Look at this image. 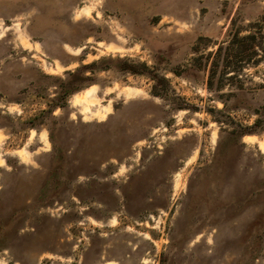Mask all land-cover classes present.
I'll use <instances>...</instances> for the list:
<instances>
[{"label": "rangeland", "instance_id": "1", "mask_svg": "<svg viewBox=\"0 0 264 264\" xmlns=\"http://www.w3.org/2000/svg\"><path fill=\"white\" fill-rule=\"evenodd\" d=\"M263 17L0 0V264H264V53L220 87L194 66Z\"/></svg>", "mask_w": 264, "mask_h": 264}, {"label": "trees", "instance_id": "2", "mask_svg": "<svg viewBox=\"0 0 264 264\" xmlns=\"http://www.w3.org/2000/svg\"><path fill=\"white\" fill-rule=\"evenodd\" d=\"M250 27L252 32L245 35L240 34V29L231 30L226 44L223 42L215 51L200 54L194 59V66L197 68L206 67V62L212 59L208 78L210 88H213V81L217 79L218 73L221 72L217 85L220 87L224 84V79L238 81V76L245 66L257 65L260 62V58L255 57L259 56L260 52L264 53V17L261 22L252 23ZM195 51L200 53L199 48H195ZM198 59L205 62L197 64Z\"/></svg>", "mask_w": 264, "mask_h": 264}]
</instances>
